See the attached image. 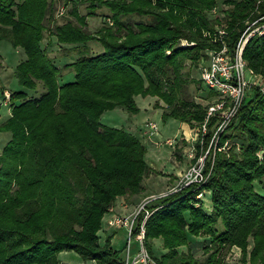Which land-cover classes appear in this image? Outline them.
I'll return each mask as SVG.
<instances>
[{
    "label": "trees",
    "instance_id": "trees-1",
    "mask_svg": "<svg viewBox=\"0 0 264 264\" xmlns=\"http://www.w3.org/2000/svg\"><path fill=\"white\" fill-rule=\"evenodd\" d=\"M258 1L89 0L86 14L73 6L75 19L58 23L50 0H0V40L26 53L17 65L19 83L30 89L39 82L45 86L39 96L13 90L11 115L0 125L11 132L0 152V264H65L59 257L64 250L96 264L123 263L112 235L102 242L99 231L119 197L143 190L151 165L140 138L102 123L101 114L119 106L136 112L135 97L141 94L157 97L164 120L201 124L207 107L185 96L190 77L183 72L185 62L219 46L204 33L215 31L224 19L227 42L234 47L245 21L264 16V0ZM102 6L110 13L92 32L87 17L97 16ZM134 16L149 17L133 21ZM47 30L60 44L75 45L72 62L55 63L42 44ZM181 38L194 43L179 45ZM91 40L103 50L89 53ZM244 57L263 76L264 86V34L248 40ZM69 68L75 79L62 82ZM252 88L253 96L220 136L219 145L229 147L216 150L205 183L148 205L145 244L156 264H228L222 252L233 246L241 248L244 264H264V194L256 187L264 177V91ZM216 120L211 117L210 128ZM203 190L211 192L210 209L197 196ZM202 235L207 241L199 257L191 240ZM152 239L162 241L160 256Z\"/></svg>",
    "mask_w": 264,
    "mask_h": 264
},
{
    "label": "rangeland",
    "instance_id": "rangeland-1",
    "mask_svg": "<svg viewBox=\"0 0 264 264\" xmlns=\"http://www.w3.org/2000/svg\"><path fill=\"white\" fill-rule=\"evenodd\" d=\"M20 1V0H18ZM52 1L55 11H54V19L58 23H64L67 21V19H75L73 17V14L71 13L72 7H77L79 12L81 14H86L87 12V6L89 0H50ZM215 7L212 8V12L214 14L219 12L221 1H219ZM64 8V12L60 13V10ZM98 15L97 16H90L87 17V29L95 32L97 31L104 23V20L107 18V14L110 13V10L106 6L98 7L97 9ZM226 15L225 11L221 12V17L224 19ZM149 16H134L132 18L133 21L145 19L147 20ZM50 21V30L53 27V22ZM225 27L228 31V24L227 21L224 19ZM247 23V20L245 21ZM222 25V23L220 24ZM50 30H47L45 32V36L43 39V46L48 51V53L54 57L55 63L60 65V67L64 66L66 63L72 62L76 57L77 53L74 50V44H60L57 42L56 37L51 35ZM214 32H217V30L211 32V31H205L204 35L207 34V36L211 39V36H214ZM179 45H187L192 44L191 42H188L187 39L181 38L178 42ZM88 49L87 51L89 53H97L100 50H103V46L100 45V43L96 40H91L87 43ZM169 51V50H168ZM0 53L2 55V67L0 68V113L2 118L0 119V125L7 120V117H9V110L11 108L12 111V104L15 103V101L12 100V98L9 96L7 97V93L9 95H12L13 90H24L27 92L28 96H39L45 89V86L42 82H39V85L36 89H30L22 86L19 81L18 77L16 76V70L17 65L26 58V53L22 47H14L13 44L8 39H2L0 40ZM205 57H207L206 50L202 52ZM204 56H200V58L196 61H192L190 59L186 60L185 67L183 68V72L188 74L190 77L188 78V81L185 83L184 89H185V96H187L190 99H194L197 103L202 104L203 106H207V103H209L213 95L211 92L208 91V89L204 86L200 79V65L205 58ZM75 79V74L73 69H65L64 75L62 76L61 80L62 82L72 81ZM264 87V86H263ZM253 96V88L248 89L246 92V98ZM11 98V100H10ZM157 97L151 96V95H137L135 97L136 105L138 107V111L133 112L128 110L125 107H115L112 109H107L101 114V121L102 123L108 125V126H114V127H122L125 129H130L131 126L136 127L134 132L140 136V140L145 145H148L149 142L147 140V136H145L142 131L145 130L144 123L148 119H151L153 121H156L159 126L158 133L154 136L155 138H158L160 140H165L169 136H173L176 131H180L182 133V125L175 119H163V108L157 107L155 105ZM19 100H16V103ZM162 104H164L163 101H161ZM3 119V120H2ZM200 124H197L196 126H199ZM133 127V128H134ZM195 127V126H194ZM3 132L8 131H2L0 130V152L3 149V146L7 143V141L11 138L8 134H5ZM133 132V133H134ZM134 133V134H135ZM138 136V137H139ZM182 140V139H181ZM183 140H186L185 138ZM189 140V139H188ZM167 147V146H164ZM178 148V147H177ZM187 158H190L187 155ZM147 175V173H146ZM145 175V176H146ZM143 184V183H142ZM257 189L264 194V177L262 182H256ZM146 195V194H144ZM143 195V196H144ZM145 198V196H144ZM202 201L204 202V206L206 208H209L208 205L211 204V192H204ZM153 203V200H151L148 205H151ZM109 213V212H108ZM108 213L105 214L102 225L103 228L100 230V236L101 241H105L106 237L109 235L111 236V243L114 249L120 250V258L123 259L126 257V249H127V229L125 227H119V226H112L108 224ZM106 229V230H105ZM206 235H202L199 237H194L191 240L192 244V250L194 253L202 257L204 253V243ZM131 252L134 253L139 245V242L137 239L132 238L131 240ZM151 245L153 247V251L156 256H160L163 252V246L160 241L151 240ZM252 246V243L250 244V247ZM180 250H187L186 246H182L179 248ZM223 257L225 261L228 264H244L242 260L241 255V249L239 247L233 246L230 249H223ZM68 263L65 264H71L69 263L70 260H67ZM87 262L83 260L82 258H79L76 256L74 258L73 264H81V263ZM86 264H89L88 262Z\"/></svg>",
    "mask_w": 264,
    "mask_h": 264
},
{
    "label": "built area",
    "instance_id": "built-area-1",
    "mask_svg": "<svg viewBox=\"0 0 264 264\" xmlns=\"http://www.w3.org/2000/svg\"><path fill=\"white\" fill-rule=\"evenodd\" d=\"M63 12L64 8L60 10V13ZM263 17H258L250 22L247 20V26L242 31L234 47L229 46L227 42L226 23L222 22V25L219 24L216 27L217 32H214V36H211L210 40L218 43L219 46L206 49L207 57L203 59L200 65V79L208 91L211 92L213 98L207 103L204 121L199 126H195L190 132L189 141H191V145L187 152L190 162L178 175L176 183L169 186L165 191L142 199L128 216L114 214L108 219L110 225L127 229V253L122 264H156L154 256L145 244V224L152 212L148 208V203L190 185H203L208 177V162L214 160L216 150H225L229 147L228 143L219 145L218 142L228 123L240 110L246 98L247 90L253 86H258L264 91L263 79L259 78L258 73L244 57V48L248 40L254 35L264 34V22L259 23V20ZM108 21L110 24L113 23L110 18H108ZM9 96V93H7L8 98ZM213 116H217V120L210 128L209 122ZM145 127V133L157 134L159 131V126L155 121H146ZM164 141L174 146L178 144V138L176 137L167 138ZM205 191H201L197 196L203 198ZM141 214L143 217L139 220ZM136 226H139V230L134 234L133 230ZM132 238L137 239L139 242V246L134 253L131 252Z\"/></svg>",
    "mask_w": 264,
    "mask_h": 264
},
{
    "label": "crops",
    "instance_id": "crops-1",
    "mask_svg": "<svg viewBox=\"0 0 264 264\" xmlns=\"http://www.w3.org/2000/svg\"><path fill=\"white\" fill-rule=\"evenodd\" d=\"M258 75H259V78L263 79V76L261 74H258ZM10 115H11V108L9 110L8 116ZM1 118L2 116L0 113V119ZM169 119H175L182 125L181 127L182 133H180V131L178 130L174 133L173 136L168 137V138H174V137L178 138V144L176 146L170 145L166 143L164 140L155 138L154 137L156 135L155 133L151 134V133H145V130L142 131V133L145 136H147L146 138L149 142V144L146 145L147 147L146 158L151 165V170L147 173L146 176H144L143 190L140 193H137L134 195H130L126 197L125 196L119 197L115 203V206L112 208V211L108 213L109 215L108 218H110L114 214H118L121 216H128L130 213L134 211V209L140 203V201L144 199V196L147 197L152 194L163 192L169 186H172L173 184H175L177 181L178 175L188 165L189 159L187 158V152L191 145V141H189L188 139L190 137V132L192 131L194 127H191L188 123L182 122L181 120H178L176 118H169ZM147 121H153V120L148 119ZM133 127L134 126H131L130 129H126V130L130 132H134V130L132 129H135L137 126L134 128ZM144 127H145V123H144ZM3 133L8 134L9 136L11 134L10 131L3 132ZM135 135L137 137L139 136L136 133ZM184 138L186 140H183ZM164 146H167V147H164ZM206 191L210 192L208 190ZM208 206L210 209L211 204ZM103 226L104 225H102V228ZM153 240L155 241L158 240L162 243L161 239H153ZM76 256H78L79 258H82L81 255L74 250H64L59 253V257L63 263H68L67 260H70L69 263L73 264L74 258H76ZM85 261H87L89 264H96L95 260H85ZM87 262H85V264ZM81 264H84V263L82 262Z\"/></svg>",
    "mask_w": 264,
    "mask_h": 264
}]
</instances>
